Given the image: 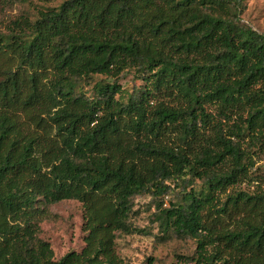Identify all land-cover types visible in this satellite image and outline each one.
I'll use <instances>...</instances> for the list:
<instances>
[{"label":"trees","instance_id":"1","mask_svg":"<svg viewBox=\"0 0 264 264\" xmlns=\"http://www.w3.org/2000/svg\"><path fill=\"white\" fill-rule=\"evenodd\" d=\"M242 7L62 0L0 30V264H122L118 233L151 234L131 220L145 193L156 238L194 239V264H264V191L226 193L264 146V33ZM125 70L146 83L123 102ZM67 199L82 204L84 246L54 259L38 222Z\"/></svg>","mask_w":264,"mask_h":264},{"label":"rangeland","instance_id":"2","mask_svg":"<svg viewBox=\"0 0 264 264\" xmlns=\"http://www.w3.org/2000/svg\"><path fill=\"white\" fill-rule=\"evenodd\" d=\"M62 0H9L0 4V30L5 29V25L12 19L20 16H28L34 19L37 10L40 8L57 6ZM240 22L250 25L259 32L264 33V0H243V7L239 13ZM105 79L112 81V76L96 75L95 80ZM118 83L121 91L116 98L126 102L132 85L137 87L145 85L146 81L141 74H136L134 70H125L122 72ZM92 83L87 84L84 81L79 83V89L91 93ZM154 105V102L151 103ZM175 134H167V138H174ZM172 141H168L170 144ZM247 149V148H246ZM249 160L252 167L249 168L247 177L241 182L230 186L226 193L243 190L249 193L254 190L264 191V146L257 148L252 146L248 148ZM228 163V162H227ZM229 164L223 165L221 169H227ZM190 177V175H187ZM250 180L257 181L252 184ZM192 189L198 190L201 187V180L193 177ZM189 187V188H190ZM188 188V190H189ZM174 202H181V194L173 192L166 197ZM225 199L224 194H220V202ZM47 216L38 222L39 231L37 236L46 240L52 251L54 259H58L68 251L79 252L84 246L85 231L83 225V207L81 202L73 199L61 200L48 204ZM131 220L134 225L147 229L151 234L142 235L137 233L119 234L115 239V251L121 258L122 264H194L189 257L195 256L196 242L194 239H179L160 241L156 238L157 227L155 223L150 222L149 216L154 211V204L149 194H142L134 199ZM239 214L231 217L223 216V225L233 228L235 219ZM190 261V262H188Z\"/></svg>","mask_w":264,"mask_h":264}]
</instances>
